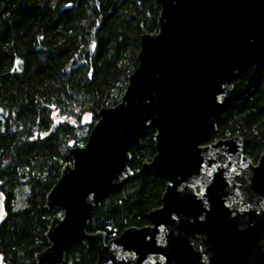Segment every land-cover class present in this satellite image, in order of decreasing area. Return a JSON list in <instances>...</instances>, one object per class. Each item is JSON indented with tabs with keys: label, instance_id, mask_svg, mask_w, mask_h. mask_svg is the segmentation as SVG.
<instances>
[{
	"label": "water",
	"instance_id": "1",
	"mask_svg": "<svg viewBox=\"0 0 264 264\" xmlns=\"http://www.w3.org/2000/svg\"><path fill=\"white\" fill-rule=\"evenodd\" d=\"M158 2L159 29L144 30L121 101L98 112L47 194L63 214L52 219L40 264H64L76 241L97 249L95 264H264V149L254 162L241 135L205 143L229 104L228 83L264 66V0ZM149 127L156 153L143 170L167 179L162 204L150 224L107 241L105 231H87L90 217L133 176L130 150ZM5 199L0 190V224Z\"/></svg>",
	"mask_w": 264,
	"mask_h": 264
},
{
	"label": "trees",
	"instance_id": "2",
	"mask_svg": "<svg viewBox=\"0 0 264 264\" xmlns=\"http://www.w3.org/2000/svg\"><path fill=\"white\" fill-rule=\"evenodd\" d=\"M158 0H0V190L6 219L0 252L6 264H40L47 231L60 208L47 194L71 149L83 146L103 107L117 105L138 66L144 30L159 29ZM229 104L205 143L241 135L257 162L264 149V66L254 65L228 83ZM149 127L130 150L133 176L96 205L88 232L107 241L130 226L150 224L167 186L155 168ZM97 249L74 242L64 264H95Z\"/></svg>",
	"mask_w": 264,
	"mask_h": 264
}]
</instances>
